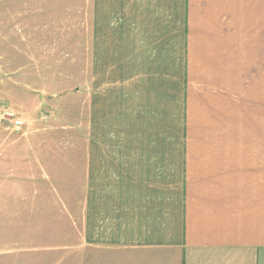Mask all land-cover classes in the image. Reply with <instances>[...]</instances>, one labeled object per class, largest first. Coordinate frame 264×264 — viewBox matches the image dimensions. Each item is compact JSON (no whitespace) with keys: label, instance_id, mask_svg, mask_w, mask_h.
I'll use <instances>...</instances> for the list:
<instances>
[{"label":"crops","instance_id":"0c3cea01","mask_svg":"<svg viewBox=\"0 0 264 264\" xmlns=\"http://www.w3.org/2000/svg\"><path fill=\"white\" fill-rule=\"evenodd\" d=\"M82 19L84 264H264V0Z\"/></svg>","mask_w":264,"mask_h":264},{"label":"rangeland","instance_id":"374dc122","mask_svg":"<svg viewBox=\"0 0 264 264\" xmlns=\"http://www.w3.org/2000/svg\"><path fill=\"white\" fill-rule=\"evenodd\" d=\"M82 15L0 0V264H84Z\"/></svg>","mask_w":264,"mask_h":264},{"label":"built area","instance_id":"2783aa9c","mask_svg":"<svg viewBox=\"0 0 264 264\" xmlns=\"http://www.w3.org/2000/svg\"><path fill=\"white\" fill-rule=\"evenodd\" d=\"M23 124V120L22 119H16L14 120V125L15 127H20Z\"/></svg>","mask_w":264,"mask_h":264}]
</instances>
